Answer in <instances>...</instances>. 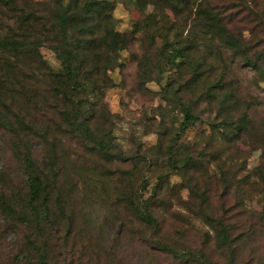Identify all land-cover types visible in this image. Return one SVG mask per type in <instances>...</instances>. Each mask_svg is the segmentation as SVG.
Listing matches in <instances>:
<instances>
[{"label": "rangeland", "instance_id": "rangeland-1", "mask_svg": "<svg viewBox=\"0 0 264 264\" xmlns=\"http://www.w3.org/2000/svg\"><path fill=\"white\" fill-rule=\"evenodd\" d=\"M96 1L106 19L86 18L83 0L0 2V40L39 45L0 52V264H264L262 28L242 32L234 0H208L215 22L204 0L175 1L179 15ZM149 15L153 40L137 25ZM61 42L77 53L74 80ZM171 47L185 48L168 63ZM183 108L197 120L179 130Z\"/></svg>", "mask_w": 264, "mask_h": 264}, {"label": "trees", "instance_id": "trees-1", "mask_svg": "<svg viewBox=\"0 0 264 264\" xmlns=\"http://www.w3.org/2000/svg\"><path fill=\"white\" fill-rule=\"evenodd\" d=\"M138 2L142 4H148L145 2H141L140 0H137ZM177 1L178 3L180 1L184 0H150V4L153 6H162L161 3H164L168 9L174 14V15H179V9L177 7V4L175 3ZM191 9L193 6V3L195 0H189ZM202 1V0H201ZM201 1H199L196 6L197 8H201ZM2 4L8 3L11 4L13 3V0H0ZM70 4H73L74 9H79L77 6L78 0H69ZM149 2V1H147ZM208 7L206 6V3ZM205 8H202V10L209 11L212 9L213 11L206 13L205 15L208 16V20L210 22H215L216 21V15L214 14V8L211 7L209 4L208 0H204ZM187 5V3L185 4ZM195 6V5H194ZM82 10L85 13V17L88 18L89 20H92L94 17L95 18H105L106 15L104 14V10L102 8V3L96 0H83V5L81 6ZM69 9V7H68ZM190 10V9H189ZM227 10H234V22H239L242 23V32H247L248 34H252L254 32L255 28H262L264 32V0H234V7H230ZM181 11V10H180ZM196 17H200L202 13L196 12L194 14ZM56 17V22L58 26V33L59 35L62 36L63 41L67 38V25L69 24V21L71 20L72 15H67L66 11L65 13H59L55 15ZM162 17L165 19L166 17L162 15ZM100 18V20H103ZM153 19L154 16L149 15L146 16L142 22L137 23V25H141L142 28L141 30L147 34L150 38V40H153ZM207 20L206 18H204ZM253 26V27H252ZM252 27V28H251ZM156 30V29H155ZM157 35L162 41V46L166 47L169 44H171L175 38L174 34H168L164 33V30L157 29L156 30ZM170 35V36H169ZM117 33H110L108 37V44L107 48L111 50L116 49V44H117V38H118ZM177 44V42H175ZM62 44L59 43L58 46L54 47L53 50L55 52L56 58L59 60L61 67L63 69V75L65 78L74 80L75 77L77 76V71L79 68V61H78V56L75 50H73L72 47H64ZM30 46V48L35 49L38 47V43H33V44H27V43H22L14 40H0V52L2 51H11V52H17L21 49L27 48ZM264 46V43L263 45ZM238 51H241V48L236 46ZM185 48V47H184ZM182 47H171L170 50L167 52V62L172 63L176 58H178L182 52L183 49ZM199 62L196 61L195 63L192 64L193 70L196 71L197 68H199ZM261 70V69H260ZM263 73H264V69ZM197 118L190 115L189 109L188 108H183L182 109V119L180 123V129H183L185 125L191 124L194 121H196ZM98 150H101V152L105 153V146L103 144L98 145ZM27 184H28V191H29V200L30 202H33L34 200H40V203L42 204V207L44 208V200L45 198L41 195L43 192V187L41 185V181L38 177L35 176H30L28 175L27 177ZM140 220L144 224H148L150 226H155L156 222L155 220L149 218L148 215L142 213L140 215ZM221 240H225L224 235H221ZM163 248V251L170 254L173 258L178 259L180 261H183L187 263V261H190L191 258H194V255L192 253H189L187 251H183L180 254L176 255L173 253L170 249H168L165 246H161Z\"/></svg>", "mask_w": 264, "mask_h": 264}]
</instances>
